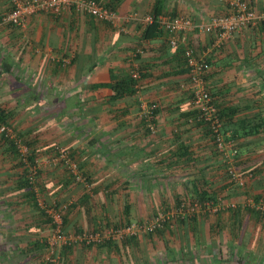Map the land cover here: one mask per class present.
I'll use <instances>...</instances> for the list:
<instances>
[{"label":"crops","instance_id":"1","mask_svg":"<svg viewBox=\"0 0 264 264\" xmlns=\"http://www.w3.org/2000/svg\"><path fill=\"white\" fill-rule=\"evenodd\" d=\"M100 1L112 4L120 17L136 20L122 33L66 11L33 16L22 32L1 23L11 4L0 0V109L8 111L18 136L30 142V153L39 162L41 197L69 205L66 230L117 225L126 206L132 216L141 206H165L195 178L212 182L224 196L232 193L227 202L242 204L247 195L264 198V25L235 34L208 56L207 88L225 115L224 128L239 133L234 143L239 154L229 162L215 150L207 128L187 120L193 108L184 51L193 47L201 54L216 36L180 34L177 47H171L168 32L144 40L137 21L149 17L156 0ZM246 1L256 10L264 7V0ZM165 12L205 24L228 9L219 0H167ZM139 45L142 53L136 59ZM132 68L144 75L136 82L137 95L120 94ZM142 100L158 104L155 134L140 117ZM57 148L71 153L87 183L73 182ZM229 166L244 175L245 190L235 192ZM22 175L0 136V264H53L40 243L49 236V224L28 198L30 189H20ZM247 223L239 238L243 257L264 264V226L257 234L252 232L256 223ZM226 238L213 239L214 253L232 264L229 251L224 256L220 249L224 242L230 250L238 239ZM141 243L118 251L74 247L58 252L53 262L124 264Z\"/></svg>","mask_w":264,"mask_h":264},{"label":"built area","instance_id":"2","mask_svg":"<svg viewBox=\"0 0 264 264\" xmlns=\"http://www.w3.org/2000/svg\"><path fill=\"white\" fill-rule=\"evenodd\" d=\"M228 9V14L223 16H211L205 24H196L191 17L164 15L159 17V22L163 29L172 37L170 39L171 47H177V35L188 34L199 31L205 34H214L216 42L211 47L198 54L193 47H188L184 51L187 68L189 69L191 93L193 96L192 106L196 111L191 123H204L211 130V138L215 140L217 150L229 162H233L234 156H237L238 151L234 148V143L225 140L224 122L219 116L218 108L214 103V99L207 88V75L210 71L209 54L215 48L221 47L225 42L232 39L235 34L259 29L261 24H264V7L261 10H256L250 2L246 0H219ZM11 11L1 18L2 24H14L20 29H26L29 19L33 16L42 13H60L75 8L77 12H91L98 15L99 18L110 21L115 27H120V22L126 18V21H131L135 16L120 17L118 14L109 13L102 6H98L91 0H11ZM146 22H153L151 17L145 19ZM139 53H142L140 51ZM134 80L141 79V73L138 70L132 71ZM157 103H149L142 100L140 109V117L146 119V124L152 134L156 133V126L153 123V114L157 110ZM5 135L7 138H14L15 135L12 129L1 123L0 117V135ZM19 142V141H18ZM22 160L29 170V180L34 191L38 193L35 187L39 175V162L30 161V151L27 147L19 145ZM61 163L75 177L76 182H83L79 172L78 164L71 159L69 153L64 149H56ZM230 182L240 188H244L245 180L242 175L230 167L228 169ZM54 201L50 206H45L43 200L39 198L41 208L45 209L53 218V226L48 236V251L50 256H57L60 250L67 247H81L100 244L106 240H116L121 243L126 237L137 236L142 237L154 233L158 228H161L164 222L171 216L170 213H159L144 223H132L125 228L105 229L103 232L84 231L79 234L68 233L64 229V215L66 206H56ZM228 206H237L235 202H227ZM250 206H257L258 210L264 212V198L257 204L253 200L247 201ZM58 205V204H57ZM219 206H224L220 204Z\"/></svg>","mask_w":264,"mask_h":264},{"label":"trees","instance_id":"3","mask_svg":"<svg viewBox=\"0 0 264 264\" xmlns=\"http://www.w3.org/2000/svg\"><path fill=\"white\" fill-rule=\"evenodd\" d=\"M91 1H94L100 7L102 6L103 8L108 10L109 13H114V14L120 15L118 13V11L115 9V7L112 6V4H105L100 0H91ZM166 1L167 0H156L155 1L153 12L149 15V17H151V19H153L152 23L146 22L145 20H144V22L137 21V22H139L140 26H142L141 27L142 28V37L141 38L142 39L150 40V39H153L154 37L160 35L161 33L166 32L159 22V17L167 14L165 12ZM10 4H11V0H10ZM68 11L76 14L77 16L89 17V18H91L97 22H101L103 24L109 25L113 28L118 29L122 33H124L126 31L127 24L136 20L134 18V19H131V21H126V18L124 17L125 19L119 23L120 27H115L110 21L103 19V18H99L98 15H96L94 13L84 12L82 14V13L77 12L74 7ZM42 14L62 16L64 14V12H60L58 14L50 13V12L49 13H42ZM128 16H130V15H128ZM172 17H176V16H172ZM5 25H10L14 28H17L18 30H20L22 32L24 31V29L22 30L19 27L15 26L14 24L8 23ZM263 25L264 24H261L260 27ZM140 46L141 45H139L138 46L139 48L135 50L136 59H139L140 54H141L139 52L142 51L140 49ZM141 48H143V47H141ZM133 69L134 68H132V70H131L130 76L127 78L126 81H124L125 86H127V88H124L123 83L119 86L121 89H123V92H120V94H126L127 96L137 95L138 91L136 90V87H135L137 81L134 80L132 75H131ZM138 71H140V69H138ZM140 73L143 77L144 76L143 71H140ZM188 73H189V71H188ZM191 96H192V93H191ZM192 99H193V96H192ZM191 103H192V101H191ZM158 110H159V108L153 114V118H154L153 123H155V126H156V119H155L156 117L155 116L157 115ZM195 113H196L195 110H193L191 112V115L187 118V120H189V122L192 118L195 117ZM218 113H219V116L222 119V121L225 122V125H227L228 123H227V120L225 119V115H223L219 111V109H218ZM0 117H1V123L5 124L6 126H8V128L12 129V131L15 135L14 138H10V137L7 138L4 134L3 135L1 134L0 136H1L2 140L8 145L9 152H12L15 155V157L18 159V165L22 168L23 175L20 177V189H24V188L30 189V192L28 194V198L31 199V202L33 203V205L40 212V214L43 217V220H45L44 222H46V221L48 222L49 230L51 231L52 226H53V222H52L53 218L51 215H49L47 213V211H45V209L41 208V205L39 204V198H41L43 200L45 206H50L53 202H47L45 199H43L39 193V190H38V193H36L34 191V187L31 186L30 180H29V170L25 166V163L22 160L23 159L22 154L20 153V150H19V148H20L19 145L21 144V145L27 147L29 151H31L30 142H25V139H23V137H21V136H18L16 131L9 125V123H8V111L0 109ZM142 121L144 122L145 127L148 130V132L151 133L150 129L148 128V126L146 124L147 123L146 119L142 117ZM197 124L207 128V130L210 134V138H211L212 133H211V130H209L208 126L204 123H197ZM225 129H226V127L224 128V131H225L224 135L226 136L225 140L226 141L231 140L233 143H236V141L238 140L236 137V135L239 134L238 131L236 133L232 134L231 130H229V129L225 130ZM240 138H241V136H240ZM211 141L215 147V150L221 155V153L217 150L216 144L214 142L215 140H213L211 138ZM234 148L237 150L235 145H234ZM66 151L69 153V156L71 157V159L78 164L79 172H80V175L82 176V180H83V182H76L75 177L66 168L70 177L72 178L73 182L76 184L87 183V178L85 177V174L83 173V170H82L80 164L73 158V156L71 155V153L68 150H66ZM238 154H239V151H238ZM238 154H237V156H238ZM34 160H35V158L31 155L30 161L34 162ZM241 175H242V177L244 176L243 174H241ZM228 180L230 181L229 172H228ZM234 186H236V185H234ZM35 187L38 189V182H37V185H35ZM245 187H246V181H245L244 188H240L237 186V189L245 190ZM185 188L186 189H184L183 191L177 193L176 195H173L172 198L168 199L167 204L165 205L166 207L163 208L164 209L163 211L157 212L155 214V215H157L159 213L160 214L161 213H164V214L170 213L171 216L169 217V219H167L164 222V224L161 228H158L154 233L147 235V237L150 240H151V238L156 236L164 243L165 253L167 254V256H169V258L175 256V259L177 257V259H181L185 263L190 262L192 260L191 249H193V245H191V243H190V239L192 238V241L195 242V244H196L195 247L198 248L199 251H202L203 253H207L208 255H211V256H209L208 261L211 264H218V263H221L222 261H225L226 258L224 259L222 257V259H219L220 254L214 253V248H213L214 245L212 244L214 238H220L221 239L222 234L226 233L228 231L229 235H231V236H233L239 240L240 236L243 234L244 230L246 229L245 226H247L248 221L256 223L255 228H254L255 231L253 230L252 232H254V233L257 232V234L261 233L260 230H256V229H259L260 224H263V226H264V212L258 210L257 206L248 205L247 201L253 200L254 203L257 204L262 198H254L253 196L250 197V195H247V197H245V199L242 200V202H243L242 204L240 202H237L238 200L232 201V202L237 203V206L233 207V206H228L226 204V199L228 198V196H229V198H231V196H233V194L230 193V195L224 196L222 193H220V191L216 190L213 183L208 181L207 179L195 178L193 180H188ZM236 190H235V192H236ZM57 204H56V206H58V207L59 206H61V207L66 206L67 207L66 209H68V207H69L68 204H61V205L60 204L57 205ZM220 204H224V206H219ZM124 215H125V218L121 219L119 221V223H117V225L111 226L109 224L108 225L107 224H99V225L94 226L93 228H91L88 231H90V232L91 231L103 232V231H105V229H109V228L121 229V228H125L126 226H128L132 223H144L143 221H138L137 219H135L132 216L131 206L125 207ZM151 217H153V216H151ZM63 219H64V229L66 230V227H67L66 223L67 222L65 221L66 220L65 215H64ZM206 225L208 227V232L210 233V236L203 235V230H204ZM84 231H86V230L79 229V230H76L74 233L79 234V233H82ZM176 231H180V235H178L179 239L176 238L177 237ZM68 233H71V232H68ZM169 235L173 236V238L178 239L179 244H180V242L184 243V248L181 245H179V247H175V248L173 246L171 247V244L169 242L170 240L168 237ZM139 241H140V237L130 236V237L124 238L121 243L117 242L116 240H106L104 242L102 241L100 244L91 245V246H85L84 245V246H81V248L93 249L94 247H96L98 249H101V248L107 247L110 250L113 249L115 251H118V250L122 249L120 246H123L124 249L130 248V247L131 248L139 247ZM40 243L44 247H47V251H48V237L45 238V240L43 242H40ZM71 248H73V247H67L64 249H71ZM228 251H229L228 252L229 257L231 259H233L234 261H238V262L244 263V264H250V260L244 259V257H243V251L241 250V245L231 246L230 250H228ZM221 256H223V255L221 254ZM196 258L198 259V256H196ZM173 260H174V258H172L171 260L169 259L168 261L171 262ZM226 261L228 262V259H226ZM159 262H161V261H159ZM141 264H148V263H147L146 259H144L143 263H141Z\"/></svg>","mask_w":264,"mask_h":264},{"label":"rangeland","instance_id":"4","mask_svg":"<svg viewBox=\"0 0 264 264\" xmlns=\"http://www.w3.org/2000/svg\"><path fill=\"white\" fill-rule=\"evenodd\" d=\"M236 189L237 188H235V190ZM237 190H239V189H237ZM164 207H166V206H141L139 213L135 212V210H134L133 217L134 218L137 217V220H143V222L148 221L150 219L151 215L154 216L157 212L163 211ZM143 208H145V209H143ZM246 230L247 229L244 230L245 233L247 232ZM178 235H180V231H176V236H177L176 238H178ZM203 235L210 236V233L208 232L207 225L205 226V228L203 230ZM228 235H229L228 231L226 233H223L221 236L222 237L221 239L226 240L227 239L226 237H228ZM142 237L143 238L140 239V240H142V243L140 244V248L137 249V251H136L138 253L135 254L134 258L132 257L133 259L131 257L127 256L124 264H141V263H143L144 259H146L148 264H162V263L163 264H211L208 261V258L211 255H208L207 253H203L202 251H199L198 248L195 247L196 244H195V242L192 241V238L190 239V243H191V245H193V249H191L192 260L190 262L185 263V262H183V260L177 259V257L175 259V256L169 258V256H167V254L165 253L164 243L158 237L155 236V237L151 238V240L147 237V235H144ZM168 237L170 240L169 242L171 244V247L173 246L175 248V247H179V245H181L184 248V243L180 242V244H179V242H178L179 238L176 239L170 235ZM239 241H240V239L237 240L238 243L236 245H239ZM241 244H243L242 241H241ZM225 245H226V243L223 242L221 245V249H220L224 253V256H225V253L228 251V248L225 247ZM93 249H98V248L94 247ZM88 250H91V249H88ZM60 251L63 252V251H65V249H62ZM196 256H198V259L196 258ZM172 258H174V260L169 262L168 260L169 259L171 260ZM53 260H54V257H51L49 259V261H51L53 264L54 263L56 264L57 261L53 262ZM92 261L94 264H96V262L98 260L94 259ZM159 261H161V262H159ZM222 262L226 264L227 261L225 260ZM222 262L218 263V264H223ZM71 263H72V261H71ZM231 263L232 264H244V263H240L238 261H234Z\"/></svg>","mask_w":264,"mask_h":264},{"label":"clouds","instance_id":"5","mask_svg":"<svg viewBox=\"0 0 264 264\" xmlns=\"http://www.w3.org/2000/svg\"><path fill=\"white\" fill-rule=\"evenodd\" d=\"M186 61V60H185ZM187 66V65H186ZM188 71H189V69H188ZM190 78V77H189ZM193 100V99H192ZM153 103V102H152ZM156 103V102H155ZM158 105V104H157ZM192 108H193V106H192ZM158 109V108H157ZM194 110V109H193ZM195 115H196V113H195ZM156 117V116H155ZM194 124V123H193ZM64 150H66V149H64ZM230 182V181H229ZM234 185V184H233ZM74 233V232H73ZM52 257V256H51ZM54 258H55V256H54Z\"/></svg>","mask_w":264,"mask_h":264}]
</instances>
